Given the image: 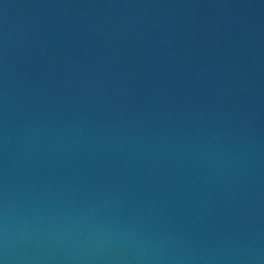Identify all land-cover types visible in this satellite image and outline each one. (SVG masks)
Returning a JSON list of instances; mask_svg holds the SVG:
<instances>
[{
    "label": "water",
    "instance_id": "1",
    "mask_svg": "<svg viewBox=\"0 0 264 264\" xmlns=\"http://www.w3.org/2000/svg\"><path fill=\"white\" fill-rule=\"evenodd\" d=\"M3 264H264V0H0Z\"/></svg>",
    "mask_w": 264,
    "mask_h": 264
},
{
    "label": "clouds",
    "instance_id": "2",
    "mask_svg": "<svg viewBox=\"0 0 264 264\" xmlns=\"http://www.w3.org/2000/svg\"><path fill=\"white\" fill-rule=\"evenodd\" d=\"M0 264H3V262H2V261H0Z\"/></svg>",
    "mask_w": 264,
    "mask_h": 264
}]
</instances>
